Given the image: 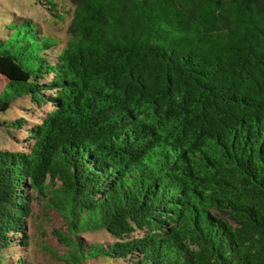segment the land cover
<instances>
[{
    "label": "trees",
    "instance_id": "1",
    "mask_svg": "<svg viewBox=\"0 0 264 264\" xmlns=\"http://www.w3.org/2000/svg\"><path fill=\"white\" fill-rule=\"evenodd\" d=\"M13 1L0 264H264V0Z\"/></svg>",
    "mask_w": 264,
    "mask_h": 264
},
{
    "label": "rangeland",
    "instance_id": "2",
    "mask_svg": "<svg viewBox=\"0 0 264 264\" xmlns=\"http://www.w3.org/2000/svg\"><path fill=\"white\" fill-rule=\"evenodd\" d=\"M0 6H7L8 9L11 11H16L18 13H21L23 15H28V17H32L36 19L39 23V25L44 29L46 32L49 34L53 35L55 38H58L59 44L62 45L64 39H66V33H65V27L66 23H60L59 21H55L56 19L53 17V15L49 12H45L43 9L40 7H29L28 5L24 3H19L17 4L13 0H0ZM70 6V4L67 1L61 2L59 8L62 9H67ZM3 7H0V12L1 14L3 13ZM7 84V79L4 76L0 75V92L6 86ZM20 110V109H19ZM18 111L16 110H1L0 109V149H5V148H10V149H15L16 144H14L13 139L10 137L8 134V131L6 127L2 124V121L6 119H10L11 117L13 118L14 115L17 114ZM52 223L55 226L58 225L57 220L55 218L51 219V221H47V227L50 228L49 224ZM34 236V239L32 240H37V232L32 231ZM103 235H91L89 238L91 240H101ZM49 243L52 245H55V241L53 239H49ZM56 246V245H55ZM33 247V246H32ZM57 248V247H56ZM31 257L35 260L37 264H55L53 263L52 260H50L46 255L41 254L40 252H37L36 248H32L30 251Z\"/></svg>",
    "mask_w": 264,
    "mask_h": 264
}]
</instances>
